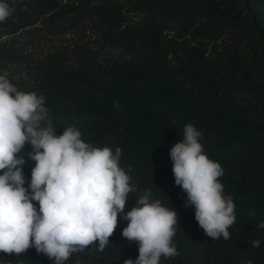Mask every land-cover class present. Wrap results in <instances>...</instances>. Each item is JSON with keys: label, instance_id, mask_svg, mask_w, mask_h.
Returning <instances> with one entry per match:
<instances>
[{"label": "trees", "instance_id": "obj_1", "mask_svg": "<svg viewBox=\"0 0 264 264\" xmlns=\"http://www.w3.org/2000/svg\"><path fill=\"white\" fill-rule=\"evenodd\" d=\"M133 12L142 20L131 19L128 15ZM46 13L54 19L72 14L76 22L89 20L103 42L104 64L86 63L68 70L52 56L35 84H12L45 97L57 135L71 126L94 147L121 149L119 166L136 187L128 195L124 214L146 189L177 211L173 243L180 255L161 257V264H264V229L257 227L264 221V124L235 120L229 109L238 107L236 100L219 93L252 67L264 68V0H127L124 5L115 0H20L8 20L0 22V39ZM225 28L235 47L247 42L242 51L233 48L217 62L206 55L209 43L203 38L218 40ZM198 36L202 40L192 43ZM244 59L250 69H245ZM247 88L262 96L264 78ZM117 101L119 109L113 107ZM187 123L202 132L205 153L223 168L219 181L235 204L229 240L205 234L194 206L185 207L187 194L174 182L170 149L183 139ZM31 150L26 143L18 154L25 158L26 188L35 166L28 157ZM32 202L39 210V202ZM122 215L118 214L117 227L102 252L97 242L64 264L135 261L138 244L122 236L128 224ZM252 240H259L260 246L252 248ZM0 264H53V260L33 247L19 256L0 252Z\"/></svg>", "mask_w": 264, "mask_h": 264}, {"label": "clouds", "instance_id": "obj_2", "mask_svg": "<svg viewBox=\"0 0 264 264\" xmlns=\"http://www.w3.org/2000/svg\"><path fill=\"white\" fill-rule=\"evenodd\" d=\"M19 2L0 0V22L8 20ZM113 107L119 109V102ZM81 135L71 126L57 135L45 97L18 90L0 75V252L19 256L34 247L53 264H64L97 242L102 252L117 227L118 214H123L128 224L122 236L136 242L139 252L135 261L127 259L124 264H161V257L179 256L173 243L177 211L146 189L124 214L128 195L136 187L119 166L121 149L94 147ZM201 140L202 132L185 124L183 139L170 149L174 182L187 194L185 207L194 206L205 234L229 240L235 204L219 181L223 168L207 156ZM26 143L32 148L28 157L35 161L27 188L25 158L18 156ZM32 201L39 202V210ZM257 227L264 229V221ZM259 246V240L251 241L252 248Z\"/></svg>", "mask_w": 264, "mask_h": 264}, {"label": "rangeland", "instance_id": "obj_3", "mask_svg": "<svg viewBox=\"0 0 264 264\" xmlns=\"http://www.w3.org/2000/svg\"><path fill=\"white\" fill-rule=\"evenodd\" d=\"M66 0H63L65 2ZM73 1V0H72ZM99 3L102 0H91ZM123 5L127 0H115ZM50 13L44 14L35 23L20 29L13 34L4 35L0 39V75H5L11 83L24 86H32L43 75L49 59L55 57L60 68L72 70L83 67L104 64V49L100 34L91 27V22L84 23L74 21L72 14H67L60 19L49 18ZM134 21H141L142 17L137 12L128 15ZM173 36L176 30H170ZM201 36L191 39L196 43ZM208 44L206 55L214 61L227 58L229 52L236 48L242 51L247 41L236 45L228 37L227 29H223L218 40L203 38ZM247 50V49H246ZM245 69H250L247 59ZM173 62H177L172 58ZM264 78V68L250 69L239 81H231L222 86L219 93L222 96H232L237 108H230L229 115L238 121L261 122L264 124V93L249 91L247 85L259 82Z\"/></svg>", "mask_w": 264, "mask_h": 264}]
</instances>
